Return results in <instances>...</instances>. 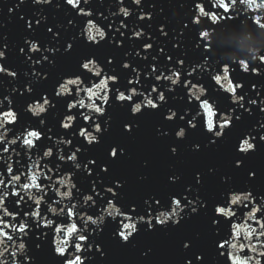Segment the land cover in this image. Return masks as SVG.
<instances>
[{
    "label": "snow or ice",
    "instance_id": "snow-or-ice-1",
    "mask_svg": "<svg viewBox=\"0 0 264 264\" xmlns=\"http://www.w3.org/2000/svg\"><path fill=\"white\" fill-rule=\"evenodd\" d=\"M50 2L51 0H32L35 5H46ZM235 2L236 0H232V3ZM24 3L25 0H19L15 7L19 8ZM115 3L119 6V11H110L109 15L119 18L122 14L123 18L119 19V26L113 30L111 23L104 28L98 26L95 15L99 13L104 20H107L108 16L94 12L89 0H83L86 7L81 6L82 0H64V4L75 10L76 16L93 17L87 20L86 26L81 27L77 35V38H82L85 46H99L102 41L112 44L115 40V46L122 47L124 40L116 36L118 34L120 38H125L127 31L128 41L143 40L139 50L132 55L139 57L141 61H147L151 55V41L154 37L146 33L141 25L132 24L130 27L133 10L125 6V0H115ZM131 4L139 7L142 0H131ZM218 4L225 12L229 10V5L224 0H218ZM195 8L199 10V15L190 17V20L183 24L178 34L181 38L184 35L183 30L188 29L189 24L198 25L199 16L208 15L200 3H196ZM8 11L12 12V8ZM33 16L39 18L26 19L23 15L19 16L24 28L30 33L35 32L45 19L39 13H34ZM135 19L150 20L151 13L141 8ZM211 19L215 22L217 17L213 14ZM68 23L72 24L73 21L69 20ZM255 23L264 27L260 18H257ZM46 31L52 33L53 39L58 37V33L53 32L51 27ZM158 31L161 36L167 37L168 33L163 26H160ZM207 36L206 31H201L198 40L204 41ZM77 38L65 43L64 53L67 54L73 49ZM24 45L29 54L26 59L31 61V64L43 67L46 63L55 66V57L60 51L58 48L49 47L47 44L41 46L39 40L28 38L24 39ZM179 47V43L172 44L173 49ZM196 48L202 49L203 53L209 51L207 43L200 44L196 41ZM19 52L25 53V48L20 47ZM141 52L144 55H141ZM37 53L38 58L33 60L30 54ZM128 55V52L124 53L125 57ZM207 59L208 56L205 55L204 64L193 63L186 67L185 54L181 53L174 58L173 55L165 53L164 48H157V54L151 55V61L144 68L134 66L127 59L123 60L120 69L127 71L128 78L126 83H122L121 73L115 68H108L113 63L111 58L102 66L94 56L82 57L76 71L57 79L51 94L47 91L34 93L31 82L24 84L20 95L27 93L32 97L26 103L24 112L36 119L23 126L19 133L15 131V126L20 123L21 115L16 110L13 99L4 95L0 99V161L7 165L6 173L10 178L5 182V173L0 172V212L3 213L0 216V264H90L96 253L100 257L105 256L106 250L97 242V237L105 229L111 230V238L118 246L126 247L142 232L156 231L157 226L161 229L169 224L178 226L181 221L193 217L204 218L211 233L216 232L222 224L231 223L228 239H212L218 264H262L264 191H256L252 187L256 176L254 171L249 170L247 180L239 186L234 185L230 177L221 176V188L211 199L202 192L206 178L197 172L192 183L184 185L182 190L172 191L166 200L149 196L142 204H137L124 202L122 192L125 182L112 176V164L126 155L122 144L108 145L106 159L99 163L97 159H84L87 149L83 145L99 144L103 134L108 131L110 117L106 106H109L110 102L127 109L131 117H137L143 110L160 112L169 99H176V94L182 92L179 99L187 105H191L195 99L199 110L191 115L183 108L178 115V110L169 106L161 113L163 120L175 125L174 136L177 140H183L189 130H196L200 126L205 133L210 134L209 145L221 142L226 130L231 132L241 122L244 113L251 116L257 109L264 113V85L257 90V85L252 83L250 90L246 91L242 82H233L230 78L227 64L223 66L221 74L219 68L212 70V66L207 64ZM260 59L264 62V56ZM0 61H5L3 47H0ZM239 64L244 71H248L247 60H241ZM205 71L209 73L210 81H214L215 85L229 94L230 102L226 109L218 108L216 102L207 95L208 89L199 81L193 83L189 79ZM252 72L256 73L257 69L253 68ZM0 75L15 79L17 72L0 63ZM47 75V72L41 75V72L33 71L32 79H46ZM96 79L99 83L95 82ZM149 80L152 81L150 88L146 86ZM138 85L142 88L141 91L137 90ZM11 91L16 93L17 89L13 87ZM86 99L88 103L85 102ZM58 103H62L63 107L58 122L59 129L63 131L55 134L58 139L53 142V129L46 127V116ZM135 124L134 119H129L123 124V132L132 134ZM9 133L12 134L11 139L8 138ZM167 134L161 133L165 136ZM257 135L259 142L264 143V122H258V126L253 125L238 136L234 144L235 169H240L249 154L256 150ZM193 148L198 150L200 145L195 144ZM33 150L37 157L35 161H32ZM9 151L21 159L26 156L32 163L27 165L24 171L14 168L13 163L9 162L11 157L5 158L3 155ZM169 151L175 155L177 148L171 147ZM41 161L47 163L41 167ZM20 162L14 161L17 165ZM208 171L213 173L211 168ZM53 175L58 179L54 180ZM80 178L87 183L80 184ZM179 179L175 175L168 177L169 182L173 184ZM42 180H48L49 183L44 184ZM50 188L55 192L56 198L48 195ZM13 197L14 200L10 199ZM9 202L13 205L11 210L6 206ZM42 204L47 205V212L54 217H63L62 222L56 223L55 219L42 214ZM234 206L246 210L243 212L245 223L233 222L237 215ZM5 217L10 219L6 220ZM248 221L251 223H247ZM17 233L19 235H16ZM192 244L191 240L182 241L181 247L187 250ZM70 248L73 251H70ZM245 250L253 255L241 256L239 253ZM183 264H207L206 254L193 252L190 257L184 259Z\"/></svg>",
    "mask_w": 264,
    "mask_h": 264
},
{
    "label": "water",
    "instance_id": "water-1",
    "mask_svg": "<svg viewBox=\"0 0 264 264\" xmlns=\"http://www.w3.org/2000/svg\"><path fill=\"white\" fill-rule=\"evenodd\" d=\"M224 2L229 5L227 12L219 6L218 0H142V5L139 7L131 4V0H125V6L133 10L130 27L132 24L141 25L146 33L154 37V40L151 41L153 43L151 55L157 54V48H164L165 53L173 55L174 58L183 53L186 55V67L193 63L204 64L206 62L205 55H207V64L212 66L213 71L219 68L222 74L223 66L227 64L233 82H242L246 91L250 90L252 83H255L259 90L264 85V62L260 59L264 56V27L255 23V20L260 18L261 23H264V0H243V2L236 0L235 3H232V0H224ZM17 3L19 0H0V47H3L5 51V61H0V63H4L5 67L17 72L15 79L0 75V99L4 95L13 99L14 106L21 115L20 123L15 126L17 133L22 130L23 126L36 119L31 117V114L24 112L26 103L32 98L27 93H24L23 96L20 95L25 83L31 82L34 93L47 91L51 94L57 79L62 75L76 71L80 59L85 56H94L102 66L107 59L111 58L113 63L108 68H115L117 72L121 73V82L126 83L128 73L126 70L120 69V63L123 60L127 59L134 66L141 68L151 61V55L147 61H141L139 57L132 55L136 50H139V45L143 40L128 41L126 39L129 35L127 31L125 38H120L118 34L116 36V38L124 40L122 47H116L115 40L112 44L102 41L99 46H85L82 38H77V35L80 28L86 26L87 20L93 17L76 16L75 10L64 4V0H51L46 5H35L32 0H25V3L19 8L15 7ZM89 3H91L94 12H101L108 16V19L104 20L97 13L94 19L98 26L104 28L111 23L113 30L119 26V19L123 18L122 14L119 18L109 15L110 11H119L115 0H89ZM196 3H200L208 15L199 16L200 23L198 25L189 24L188 29L183 30L184 35L181 38L178 34L183 24L188 22L190 17L199 15V10L195 8ZM81 6L86 7L83 0ZM9 8H12V12L8 11ZM141 8L143 11L151 13L150 20L136 21L135 16ZM34 13H39L45 19L41 21V25L35 32L30 33L24 28L19 16L23 15L26 19L39 18L38 16L34 17ZM213 14L217 17L215 22L211 19ZM69 20H72L73 23L69 24ZM160 26H163L168 33L167 37L160 35L158 31ZM48 27L58 33L56 39L52 38V33L46 31ZM201 31L208 33L204 41L198 40ZM25 38L39 40L41 46L47 44L49 47L58 48L60 51L56 54L55 66H49L46 63L43 67L31 64V61L26 59V55L29 54L24 45ZM73 38H77L73 49L67 54L64 53L65 43L73 41ZM196 41L200 44L207 43L209 45L208 53L197 49ZM173 43H179L180 47L173 49ZM5 45L6 47H4ZM20 47L25 48V53L19 52ZM125 52L129 53L127 57L124 56ZM44 54L48 55V53ZM30 55L33 60L39 56L38 53ZM141 55L144 53L141 52ZM241 60L249 62L248 71H244L239 64ZM253 68L257 69L256 73L252 72ZM33 71H39L41 75L47 72V78L33 80ZM141 79L143 80V76ZM189 79L193 83L199 81L206 87L207 95L216 102L219 109L228 107L229 94L215 85L214 81H210L207 71L201 75L189 77ZM95 82L99 83V80L96 79ZM151 83L152 81L149 80L146 86L150 88ZM13 87L17 89L16 93L11 91ZM137 90L141 91L142 88L138 85ZM182 94V92H178L176 99H169L167 105L162 106L160 112L143 110L142 114H138L137 117H131L127 109L110 102V105L106 106L108 117H110L108 131L103 134L99 144L83 145L87 149L84 159H97L99 163L106 159L108 145L120 143L125 147L126 155L113 163L111 168L112 176L121 178L125 182L122 198L126 203L142 204L143 200L149 196L166 200L172 191L182 190L184 185L192 183L197 172L206 178L202 192L209 199L220 190L221 176L230 177L232 183L239 186L247 180L249 170L256 173L252 187L256 191H264V143L259 142L258 135L256 150L249 154L240 169L233 167V161L236 158L234 144L238 136L253 125L258 126V122H264V113H260L258 109L251 116L244 113L241 122L231 132L226 130L225 137L216 145L208 144L210 134L205 133L200 126L196 130H189L183 140H177L174 136L175 125L164 121L161 113L170 106L178 110V115L183 108L194 115L199 110L198 102L194 99L191 105H187L186 102L179 99ZM85 102L88 103L87 99ZM62 112V103H58L57 107L50 110L46 116V127L53 129V142L58 139L55 134L63 131L59 129L58 123ZM129 119L136 121L132 134L123 132V124ZM177 123L180 122L177 121ZM8 127L13 128L12 125H8ZM164 132L168 134L161 135ZM8 138H12L11 133ZM195 144L200 145L198 150L193 148ZM171 147L177 148L175 155L169 151ZM17 151H19L18 147ZM3 155L5 158L11 157L9 162L13 163L14 168H20L21 171H24L25 167L37 158L35 150H33L32 161H29L26 156L21 159L11 151L3 153ZM16 160L21 161L19 165L14 163ZM44 163L47 161L40 162L41 167ZM6 166L3 161H0V172L5 173V182L10 178L7 176ZM210 168L213 169V173H209ZM171 175L178 176L179 181L174 184L169 182L168 177ZM53 179H58V177L53 175ZM21 182H23V177ZM42 183L48 184L49 181L42 180ZM86 183V180L80 178V184ZM64 190L66 189H61V191ZM48 195L56 198L55 192L51 188L48 190ZM10 199L14 200L15 198ZM6 206L9 207V210L13 207L11 202ZM234 207L237 215L233 218V222L245 223L243 212L246 210H242L238 206ZM41 213L55 219L56 223H61L64 219L63 217H54L47 212L46 204L41 205ZM2 215L3 213L0 212V216ZM5 219L10 218L5 217ZM230 232L231 223L222 224L216 232L211 233L204 218L193 217L181 221L178 226L169 224L163 229L157 226L156 231L142 232L135 236L132 244L120 247L112 240L111 230L105 229L97 237V242L101 243L102 248L106 250L105 256L100 257L96 253L90 264H183L184 259L190 257L193 252L205 253L207 264H218L212 239L213 237L228 239ZM186 240H191L193 244L189 249L184 250L181 247V242ZM69 250L73 251L71 248ZM228 250L231 251V249ZM239 254L241 256L253 255L247 250ZM5 256L7 257V253ZM262 264H264V259H262Z\"/></svg>",
    "mask_w": 264,
    "mask_h": 264
}]
</instances>
